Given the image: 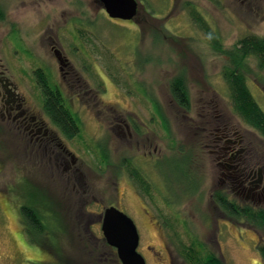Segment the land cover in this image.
Masks as SVG:
<instances>
[{
	"label": "rangeland",
	"instance_id": "rangeland-1",
	"mask_svg": "<svg viewBox=\"0 0 264 264\" xmlns=\"http://www.w3.org/2000/svg\"><path fill=\"white\" fill-rule=\"evenodd\" d=\"M137 1L144 21L140 24L110 18L94 0L3 1L10 10L7 23H0V58L7 75L22 77L30 89L40 67L30 60H5L1 39L11 29L22 32L29 51L48 48L55 35V47L72 60L78 78L71 86L58 77L56 62L55 68L51 62L48 66L82 123L83 135L66 144L79 157L83 176L78 181L62 173L63 166L34 152L0 123V264H96V257L100 264H110L106 250L97 248L93 257L90 245L103 238L101 215L111 206L135 222L138 252L146 264H189L184 248L198 249L199 244L228 264H264L257 248L264 232L228 217L212 202L216 190L226 185L210 154L217 144L206 148L201 143L219 124L229 122L264 163V138L234 113L223 75L231 61L215 50L192 17L196 9L228 50L248 35L264 36V0ZM71 25L76 30L67 33ZM28 32L38 41L28 40ZM19 46L16 55L21 56ZM248 63L249 89L264 110V73H259L256 59ZM180 74L191 93L187 113L170 91ZM105 155L108 163L101 161ZM150 155L160 159L155 168ZM134 169L150 183V196L131 175ZM190 177L195 182L189 184ZM78 182L86 190L75 188ZM229 194L239 203L237 195ZM79 196L86 203L81 213ZM29 198L37 206H58L62 216L61 221L49 213L48 236L34 234L43 246L33 242L22 223V206ZM90 236L92 243H87Z\"/></svg>",
	"mask_w": 264,
	"mask_h": 264
},
{
	"label": "flooded vegetation",
	"instance_id": "flooded-vegetation-1",
	"mask_svg": "<svg viewBox=\"0 0 264 264\" xmlns=\"http://www.w3.org/2000/svg\"><path fill=\"white\" fill-rule=\"evenodd\" d=\"M3 1L7 0H0V23L4 24L8 21L10 10H8L9 6L4 4ZM11 1L16 2L20 0ZM94 1L102 6L98 0ZM134 22L137 24L144 22L141 20L140 8H138ZM66 28L65 31L67 33L76 30L74 25H71V28ZM11 30L13 31V29ZM11 30L1 39V46H5L3 49L8 56H6L5 60L8 63H12L13 60L19 63H22L23 60H30L40 67L34 71V85H31L29 89L22 77H16V74L7 75V72L3 70V59L0 58V123L6 124L22 141H26V144L29 146L31 145L34 152H40V156L45 159L55 160L56 166L60 169L63 166L62 173H71L78 180V177L83 176L79 167V157L68 148L66 142L70 140L63 135L55 124L54 118L45 108L47 90L55 93L56 86L65 96L62 88L58 84H55V72L49 69L48 63L51 62L55 68L56 62L59 66L58 77L64 82L72 83L70 84L71 86L76 82L74 78H78V75L74 73L75 70L71 66L72 60L67 54H64L60 49L55 47V35L50 37L48 48L41 51L30 48L31 50L29 51L25 49L26 41L22 37V32L15 30V32L11 33ZM28 34L30 35H28V40L33 37L35 41H38V37L35 34L31 32H28ZM5 39L6 42H4ZM82 39L84 38L82 37ZM18 44H20V51L23 52L21 56L16 55L19 52ZM40 73L42 79L40 78ZM29 77L31 81L32 76ZM77 99L79 100L80 97L78 96ZM41 104L43 105L40 106ZM183 110L186 113L188 112L186 109ZM126 127L130 131V127L128 125ZM117 128H120L119 124H117ZM211 142L217 144L215 148L210 150V154L221 169L222 186L225 187L226 185V188L222 190H226L228 194L233 192L234 196L237 195L240 204L264 208V163L257 159V153L253 149L252 143L247 141L238 130L232 128L229 122L219 124L213 132L201 140V143L206 148L211 146ZM154 151L158 152L157 149ZM150 156V167L155 168L159 164L160 159L153 155ZM78 186L80 190H86V187L80 183L79 185L75 184L74 187L77 188ZM84 193L87 192L84 191ZM232 197L229 194V198L232 199ZM83 205H86L85 201ZM101 219H103V214L101 215Z\"/></svg>",
	"mask_w": 264,
	"mask_h": 264
},
{
	"label": "trees",
	"instance_id": "trees-1",
	"mask_svg": "<svg viewBox=\"0 0 264 264\" xmlns=\"http://www.w3.org/2000/svg\"><path fill=\"white\" fill-rule=\"evenodd\" d=\"M192 17L196 25L201 30L205 31L209 36L215 50L227 56L231 61V65L224 70L223 75L228 85L229 97L232 101L231 103L233 105L234 113L242 120L245 125L255 129L264 138V110L253 96L248 86V76L252 72L248 65V60L250 58L257 60L259 73H264V36H258L254 34L248 35L239 40L231 49L223 50L220 37H216L214 35L206 20L200 15V13H198V11H196V9L192 11ZM259 73H257L256 76L258 79H261L262 74ZM40 78L42 79L41 73ZM170 91L174 102L181 109H186L189 112L191 110V93L188 86V81L184 74L176 76L171 81ZM46 96L47 99L45 102V108L48 113L52 115L55 120V124L61 130L63 135L69 140L81 137L83 135L82 123L77 114H75L68 106L67 99L63 93H61L55 87V93L47 90ZM192 155L193 153L191 151L186 152L187 164L190 161ZM101 161L107 162V155H105L104 160L102 159ZM191 172L192 171H189L187 176H192ZM131 175L138 183L139 187H141L143 192L150 196V183H148L145 177L141 175L136 169L131 172ZM187 180L189 184L195 182L194 177H190ZM199 183L200 182L198 181V184ZM198 184L196 185V188L193 192L198 190ZM78 198V201H76V204H78L77 211L78 213H81L86 211V206L83 205L85 197L79 196ZM29 199L26 201L27 204L22 206V223L25 231L28 232L30 236H32L33 242L43 246V241H41V239H39L34 234H44L45 236H48L49 225L47 226L45 221L49 220V213L51 217L54 216L55 219L58 218L61 221L62 216L58 213V206H37V204L34 202V199ZM212 202L215 204V207L218 208V211L223 212L228 217L237 219V221L241 223L244 222L250 228L264 232V208L254 207L249 204H240L236 201V199H230L228 192L222 189L216 190L213 195ZM58 205L63 206L62 203ZM63 207L65 209V205ZM61 224L60 222H56V225ZM59 227L61 231V226ZM33 235L35 236V239ZM93 235L94 234H92V237L95 236ZM55 236H57L56 233ZM92 237L90 236V239L86 240L87 243H92ZM57 242L58 237L55 240V245ZM99 247L102 251L106 250V252L111 255H109L111 258H109V256L107 258V260H110V264H121L115 249L108 245L104 237L98 241H95L94 245H90V254L93 257H95L94 255L97 253L96 249ZM257 248L260 255L262 256V259L264 260V242L259 243ZM184 251L186 254L184 257L187 259L189 264H228L226 260L201 244H199L198 249H196L195 245H192V247L184 248ZM94 262L96 264H100L97 257L96 261L94 260Z\"/></svg>",
	"mask_w": 264,
	"mask_h": 264
},
{
	"label": "water",
	"instance_id": "water-1",
	"mask_svg": "<svg viewBox=\"0 0 264 264\" xmlns=\"http://www.w3.org/2000/svg\"><path fill=\"white\" fill-rule=\"evenodd\" d=\"M112 19L130 21L138 13L137 0H98ZM103 236L117 251L121 264H146L138 252L140 235L135 222L117 207H107L103 213Z\"/></svg>",
	"mask_w": 264,
	"mask_h": 264
}]
</instances>
